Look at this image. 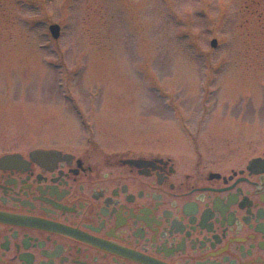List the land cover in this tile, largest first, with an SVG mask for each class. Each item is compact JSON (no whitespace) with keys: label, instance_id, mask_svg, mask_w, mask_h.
Instances as JSON below:
<instances>
[{"label":"flooded vegetation","instance_id":"af4514ba","mask_svg":"<svg viewBox=\"0 0 264 264\" xmlns=\"http://www.w3.org/2000/svg\"><path fill=\"white\" fill-rule=\"evenodd\" d=\"M92 98L93 127L0 148V264H264L254 132L179 112L169 128L153 126L157 115L145 127L127 102L130 129L118 135Z\"/></svg>","mask_w":264,"mask_h":264},{"label":"rangeland","instance_id":"374dc122","mask_svg":"<svg viewBox=\"0 0 264 264\" xmlns=\"http://www.w3.org/2000/svg\"><path fill=\"white\" fill-rule=\"evenodd\" d=\"M92 96L118 135L136 104L145 127L215 116L264 142V0H0L1 151L93 127Z\"/></svg>","mask_w":264,"mask_h":264},{"label":"water","instance_id":"95a60500","mask_svg":"<svg viewBox=\"0 0 264 264\" xmlns=\"http://www.w3.org/2000/svg\"><path fill=\"white\" fill-rule=\"evenodd\" d=\"M49 30L54 38H57L60 32V26L56 23H52L49 25ZM216 39L211 40V46H216Z\"/></svg>","mask_w":264,"mask_h":264}]
</instances>
